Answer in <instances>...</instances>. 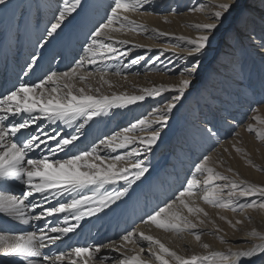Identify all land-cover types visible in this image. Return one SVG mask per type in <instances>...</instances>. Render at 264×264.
<instances>
[{"label": "snow or ice", "instance_id": "snow-or-ice-1", "mask_svg": "<svg viewBox=\"0 0 264 264\" xmlns=\"http://www.w3.org/2000/svg\"><path fill=\"white\" fill-rule=\"evenodd\" d=\"M146 0H111L108 14L102 21L94 24L85 33L81 42L79 59H74L73 65L67 71H50L36 80L20 83L13 89L0 93V213L14 216L22 223L31 221H43L44 227L36 231H26L14 236L0 235V253L10 257H20L27 264H91L105 247L115 248L120 252L121 247L115 242L108 244L89 245L86 247H72L70 251H58L56 255L44 254L43 249L54 246L57 242H63L69 233H75L80 227V221L86 216H93L102 212L110 204L115 203L121 197L128 195L129 187L136 180L148 172L149 168L143 159L139 157L143 152H151L152 147L160 138V128L167 124L172 110L181 100L185 92L193 84L201 64V55L209 48L214 33L221 27V23L227 14L236 12L240 22H246L248 10L239 3L221 2L211 5V17L214 22L196 23L191 25L201 34L196 38L187 36L175 37L183 42L186 48V57L192 59L190 66H181L174 69H165L175 72L183 78L177 85L160 84L151 88H144L139 95L127 93L104 95L100 88L89 94L84 87L77 88L76 81H88L92 73L82 74L81 69L85 64L95 65L106 60L119 59L131 54V48L121 51L117 45H130L128 40H118L112 33L122 30L151 31L157 36H167L169 33L160 32L157 29H149L147 25L138 24L131 20L124 12H135L143 7ZM9 0H0V11H5ZM264 4V0H261ZM82 8V0H63L62 7L46 27L44 35L37 42L38 48H44L53 40L63 38L68 25L65 23L70 17ZM205 5L201 4L191 11H201ZM67 39L71 41L69 33ZM264 47V41L261 44ZM141 48L143 45H132ZM150 50V49H149ZM168 49H160L159 55L145 57L136 55L130 60V64H139L142 60L145 64L155 67L160 57L164 56ZM172 56L184 58V53H172ZM40 58L39 54H33L27 64L25 75L33 70ZM102 84L110 81L101 75ZM52 85L51 87H46ZM165 92H175L169 100H162L159 105L150 112L130 123L120 131L99 140L88 150L78 147L80 129L94 117L107 113L114 106L126 107L144 101L147 97L162 96ZM149 116L153 117L149 119ZM83 119V124L75 127L73 132L66 130L64 126L72 127L77 121ZM255 119L260 120L257 116ZM264 123V120H260ZM249 130L254 131L252 125ZM149 134L139 137L130 135L134 132ZM19 134V135H18ZM260 139H264V130L257 133ZM123 155H101V148L114 153L117 149H128ZM237 151H241L237 149ZM135 160L129 167H118V162ZM211 157L205 155L199 163L195 164V171L191 178L186 180L182 190L174 199L164 202L163 207H157L147 214L142 223H151L165 231L183 233L191 232L197 241L201 239V230L193 223L188 215H185L179 207H174L179 202L182 209H186L189 215L208 213L203 208L195 205L192 198L200 187L199 175L206 174L203 181L204 189L202 199L216 207L231 208L233 211L245 208H264V185L250 183L246 180H235L217 172L210 166ZM251 164L252 162L249 161ZM232 171V169H229ZM131 172L132 179H129ZM126 181L128 186L121 185L119 191L107 193L97 199V190L107 184H117ZM216 181H226L223 185ZM19 182L23 185L20 195H11L10 183ZM227 189V196L223 195ZM91 193V194H86ZM257 196L259 200L248 201L246 198ZM39 197V199H37ZM31 198V199H30ZM244 203H240L241 200ZM52 201H55L53 204ZM27 202V203H26ZM28 209L35 214H29ZM36 210H39L38 212ZM251 219V217H249ZM203 223V220L200 221ZM231 223V221H229ZM250 235L257 237L259 243L246 250H233L227 252L211 253V264H241L244 259L261 257L264 264V233L255 229ZM145 241L148 244L147 255L153 257L158 264H208L209 256L192 254L184 256L167 247L160 239L152 235H146L143 231L134 228L121 237V245L127 247L133 238ZM223 240V237H220ZM127 242V243H126ZM203 248H209L203 244ZM145 249L139 253L128 255L122 252V258L114 261V264H151V261L142 258ZM103 264V262H102Z\"/></svg>", "mask_w": 264, "mask_h": 264}, {"label": "bare ground", "instance_id": "bare-ground-1", "mask_svg": "<svg viewBox=\"0 0 264 264\" xmlns=\"http://www.w3.org/2000/svg\"><path fill=\"white\" fill-rule=\"evenodd\" d=\"M188 1L189 0H146L143 7L138 11L124 12V15H127L131 20L136 21L138 24L147 25L150 30L157 29L160 32L169 33V35L157 36L151 31L143 32L139 30L128 29L122 30L118 33H112V35L115 36L118 40H128L131 42L130 45L127 46L119 44L117 45V48H119L121 51H124L127 48H131V54L125 55L119 59L106 60L103 63L99 62L101 58L98 57L97 64H85L81 69L82 74H88L92 73V71L98 70L99 73L104 76V79L110 81V85L102 84L100 75L99 77H90L88 81L84 82L77 80L75 82L76 87H84L85 90L89 92V94L96 95H99L100 93L104 95L121 93L139 95L141 94V90L146 87L151 88L160 84L169 85V83L171 82H174V84H179L181 79L188 78L187 76L181 75L170 76V74H168V72L170 73V71L165 70L167 66L168 68L170 66L169 69L179 68L185 65L190 66V61L192 60L191 58L186 57L187 46L184 45L183 42L175 39V37L183 35L190 38H196L201 33L191 25H194L196 23L214 22L211 17V6L209 4H205V8L201 11H191V9L197 8L202 4V2H205L206 0H198L199 2H201V4L196 6L195 0L192 5H188L189 9L187 10L186 14H175L177 11H180L179 7H182V5L185 6ZM91 2H89L88 4L84 3L82 0V8L79 9L78 12L73 15V17H70L65 22L68 27L65 29L63 38L53 40L44 48H38L37 42L39 41L40 37L44 35L46 27L53 20V17L58 13V9L62 7L63 0H9L7 9L5 11H0V79L10 80L11 88L13 89L14 86H18L20 83H31L32 81L36 80V77L43 76L50 71H56L58 73L66 71L67 68L73 65L74 59L79 58L78 53L81 50V42L84 41L85 33H87V31L94 24L102 21L103 18L108 14L111 0H93V3ZM173 2H175L174 4H176V6L174 7L171 6ZM221 2H232V0H214V2L211 1V3L215 4ZM249 2L250 3L246 6V9L254 17V21L252 22L253 24H246L245 22H240V20H238L234 25L236 28L234 30V34H238L240 36L242 35L244 37L242 41L243 43L240 45V48L245 47L247 38H250L251 41L259 47H262L261 44L262 41H264V7H262L264 6V4L261 3V0H249ZM158 6L163 7V9L161 10H164L166 7H171L173 13L171 15L165 14L161 16H154L149 12L142 11H150ZM90 7L94 9V13L91 12V9H89ZM182 9L183 7L181 8V10ZM207 9L210 10L207 11ZM196 13H199L198 17L195 16ZM233 13L235 16L236 12L234 11ZM257 16H260V18H257ZM261 16L263 17L261 18ZM164 17H166V19L168 17V19L172 21L171 24L175 27L177 26V28H170V25L168 27V23H163L162 19H164ZM234 19L235 18L233 17L230 22L233 23ZM182 23L190 25L189 27H191L192 30H189L190 28L188 27L185 30V27L182 26ZM244 30H247V32ZM69 33L72 36L71 41L67 39V35ZM234 34H224V37L227 39H232V41L235 40L234 42H237L239 37H237L238 35L235 36ZM221 36H223V33H221ZM230 42L227 43L228 47L231 46ZM136 44L143 45L145 47H132V45ZM160 49L170 50L164 56L160 57L159 63L162 67H160L159 65L155 66V68L157 66L162 69L165 68L163 72H158L156 74L146 72L147 74L141 76H119L118 74H116V72L128 73L132 70V68L140 69L139 64H133L134 66L132 67V64L125 62H127L129 59H134L136 55L143 56L145 57V59H147L148 57H154L155 55H159ZM231 51L232 50L230 48V50H226L225 53H220L221 58H223L222 60H224L228 64H225V62L224 64L222 63V65H218L215 63L216 66H219L216 69V72H218L216 73L217 76H222L224 78L220 79V86L218 89L216 88L217 91H221L222 95H226V92L223 89H225L226 87L229 88L228 85L232 81V84L234 83V86L241 87L240 90H243V88L245 90V86L243 85L244 82L240 83V81H244L242 79H248L252 82L254 81V83L264 81V47L260 49V52L262 54H259V51L251 48L249 50H245L243 54L241 52V54L237 56H229L226 54L233 52ZM173 52L184 53L185 57L178 59L176 56H172ZM33 54H39L40 58L33 70L25 75V72L27 71L26 66L30 62L31 56ZM205 57L206 52L204 53V58ZM204 58L201 59L200 67L198 68L196 75L192 78L193 84L191 85V87L196 85L197 81H201V84L202 82H205V84L208 83V80L204 77L203 73L204 71H206L205 69L209 68L211 63L203 61ZM55 59H60V63L58 65L53 64V61ZM46 87H48V85ZM96 88H100V93L95 92ZM148 108V103L146 101H141L137 104L128 105L126 107L114 106L107 113L102 114L98 117H94L93 120L89 121L87 124H84L83 128L80 129L78 147L83 150H88L92 145L98 144L100 139L111 135L115 131H120L122 128L127 127L126 125L129 123L135 122L137 118L143 116L146 113ZM242 109L244 110V108ZM262 110L263 109H261V111ZM174 113L175 109L172 110L170 117L173 116ZM146 114H148V111ZM151 118L153 117L149 116V119ZM230 122H232V120ZM79 124H83L82 118L78 120L77 124L73 125L72 127H64L67 131L73 132L75 127ZM201 126V128L197 127L193 129L194 131L192 133L195 137L204 136L207 138L208 135V141L210 144L209 147H212L213 143H216V146L219 145L215 151L220 150V154L215 153L213 155V153H211L208 156L211 157V160L209 162L210 166L213 167L220 165L221 163H223L221 159H224L226 153H230L232 151V145L233 142L236 141V139L229 142L225 141L224 143L217 142L218 140L214 136V132L212 131L213 133L209 134V129L207 128L208 126L206 127V125H203L202 123ZM167 132L169 133L170 131ZM185 133L190 132L184 130V133L180 132V134L175 136L172 141H164L165 143L160 141L159 138L157 143L152 147L151 152H143L139 158L145 161V164L149 168L148 172L145 173V175L139 180H136L130 185L128 195L123 196L115 203L110 204L109 207L105 208L102 212L96 213L93 216H86L82 221H80V227L75 233H69L68 236L64 238L63 242L61 243L62 246L66 244L65 242L68 243L67 245H69L70 248L86 247L89 245L97 244L108 245L115 242L117 246L121 247L120 252L116 251L115 248L105 247L101 250V253L98 254L99 258H97V260L94 259L93 261H91V264H102V262L103 264H114V261L117 258H122V252H127L128 255H135L136 253L140 252V247H148L147 242L139 240L137 237L133 238L132 243L126 242L127 247H123L121 245V239L118 238L119 234L123 232L125 233L127 231H132L134 228H136L139 231H143L146 235H152L155 238L160 239L162 243H164L167 247L177 251L178 254L184 256H190L192 254L209 256L208 264H211V253L213 252H227L229 248L237 250L236 246L232 245V243H230L226 247H222V244H219L216 239L214 242L217 245H209V248L195 246L194 244H190L189 247H187L186 244H189L190 241L187 238L186 232L177 234L175 232L165 231L163 229L157 228L151 223H142V219H146L148 213L152 212V210L157 208L158 206L162 207L164 205V202L170 201L171 199H173V197H175L176 193L179 190H182V186L185 185L183 183V179L191 178V176L185 177V174L183 173L184 169H182V167H184L186 164L183 166L179 164L174 174L168 175L167 172L170 171L168 163L173 158V149L180 155L179 157L182 163L183 160L184 162L189 161L188 156L186 154H183L184 151L182 152L180 147V151L178 150V145H180L179 141L181 142L183 140L181 139V136L182 134L186 135ZM147 134H149L148 131H137L134 133H130V135H135L137 137ZM238 134L242 135V138H244L245 140L248 137L247 133H245V130L243 129L239 130ZM230 143H232V145ZM192 146L194 147V145ZM131 147H139V145H131L128 149H117L114 153L110 152V150L103 149L102 147L100 154L105 156L123 155L125 151H130ZM187 150L189 149L187 148ZM187 150H185V152H187ZM200 150L201 153L204 151V149ZM200 150L196 149V151L194 152L195 156L191 159L190 162L194 163L196 161V156L198 154V151ZM134 163L135 160L121 161L118 162V167H129ZM197 163L198 161L195 162V164ZM189 166L192 165L187 164L186 168ZM194 166L195 165H193L192 168L195 170ZM128 175L129 179L131 180V172H129ZM167 175L168 177L172 176L171 181L172 178L176 177V179L170 183H166V181L163 183L160 182L163 177ZM200 176L202 175H199L197 177L198 180H200ZM121 185L128 186L126 181H119V183L117 184L104 185L102 188H99L97 190V199L99 198V196L105 195L107 193H114L116 191H119ZM203 186L204 184H200V187L196 190L195 197H186V199L193 200L194 203H197L199 196L203 195ZM9 187L11 188V192L9 194L19 196L24 186L19 182H15L10 183ZM162 196H165V199H163ZM37 199H39V197H37ZM52 203L54 204L55 201H52ZM174 207H179L185 215H188L187 210L182 209V206H179V202H177V205ZM259 209L260 211L258 215L252 216L253 221L249 222L253 225V227L255 224V228H249L247 225H245L240 230L241 233L245 231L244 234L246 235L249 233L248 230L252 229L264 233V208ZM36 211L38 212L39 210ZM28 213L35 214L31 209H28ZM243 222L247 223L245 221ZM44 226L45 225L43 221H31L28 224H24L14 216L0 213V235L14 236L26 231H36L38 228ZM13 231H17V234H14ZM216 235L219 239L220 237H226L225 235H222L220 233H217ZM241 236L242 235H240V237ZM183 237L185 239L182 240ZM243 240L245 241L243 243V246L250 243V241L247 239ZM251 240L259 243V239L257 237ZM252 246L253 245H250L245 249L239 250H246L251 248ZM147 249L148 248H145V250ZM143 254L144 253L141 254L143 259L151 261V264H158V262L155 261L153 257H146ZM260 258L261 257L257 256L253 257L252 259H244L241 261V264H258ZM0 264H27V261L20 257H10L0 253Z\"/></svg>", "mask_w": 264, "mask_h": 264}, {"label": "rangeland", "instance_id": "rangeland-1", "mask_svg": "<svg viewBox=\"0 0 264 264\" xmlns=\"http://www.w3.org/2000/svg\"><path fill=\"white\" fill-rule=\"evenodd\" d=\"M92 1V2H91ZM211 1L214 2V0H206L205 2H202L203 5L209 4L210 6L215 4L211 3ZM84 3L91 2L93 3V0H83ZM195 0H189L185 6L182 5V7H179L180 11L176 12L175 14L183 15L186 14L187 10L189 9L188 5H192ZM173 2L171 6H176ZM198 3V4H197ZM240 4L243 6H246L250 3L249 0H240ZM201 4L198 0L195 2V6ZM151 7V6H150ZM264 7V6H262ZM152 8V7H151ZM91 12L94 13V9L90 7ZM162 6L155 7L153 10L146 11L142 10L144 12H149L153 14L154 16H161V15H171L173 12L171 10V7H166L164 10ZM210 9H207L209 11ZM85 12V11H83ZM82 13V12H81ZM260 14V13H259ZM262 14V13H261ZM91 15V14H90ZM199 13H196L195 16L198 17ZM92 16V15H91ZM234 19V22L231 23L230 21ZM263 16H261L262 18ZM257 18H260V16H257ZM164 17L163 23H168V27L170 25L171 27L177 28L174 25H172V21L170 19H167ZM239 20V16L236 13L234 16V13L227 14L224 20L221 23V27L214 33V38L210 42V46L208 49L205 50L206 57L204 58V53L201 55L200 59L204 58L203 61L207 63H211L209 68L205 69L204 71V77L208 80V83L205 84V82L197 81L196 85L193 87L190 86V88L185 92L184 96L181 98L179 102H177L175 109V113L173 116L169 117L170 120H168L167 124L164 126V128L160 129V132L162 135H160V141L162 142H170L172 139L177 136L178 134L184 133V130L190 132L185 133L186 135L181 136V139H183L181 142L179 141L178 150L179 147L182 150L183 154H186L189 158L188 162H181L180 155L173 149L172 154L173 158L168 163V167L170 171L168 172V175L174 174L175 170H177V166L179 164L183 165H195V162L202 159L203 156L209 155L213 153L220 154V150L215 151L219 145L216 146V143H213L212 147H209V138L207 135V138L204 136L195 137L193 135V129L199 127L201 128V123L206 125V127L209 129V134L214 132V136L218 140L217 142L224 143L225 141H231L235 140V142L230 143L232 145V151L230 153H226L224 159H221L223 163L217 166H213L217 172L222 173L225 176L231 177L235 180H240L241 178L246 180L250 183H255L258 185H264V139H260L257 135L258 132L264 130V123H261L260 120H264V81L263 82H257L254 83V81H250L248 79H242L244 81H240V83L244 82L245 90H240V86H234V83H229L228 87L223 89L226 92V95H222L221 91H217L220 84V79H224L222 76H217L216 69L219 66L224 64L223 58H221L222 52L225 53L226 50H231L232 53H226L229 56L232 55H239L243 54L245 50L255 49L259 51V54H262L260 52V49L262 47H259L254 42L251 41L250 38L246 39V44L244 48H240V45L243 43V36L234 34L235 28V22ZM142 21V20H141ZM254 17L249 13L248 11V18L245 22L246 24H253ZM75 23V22H74ZM174 23V22H173ZM181 23V22H180ZM182 23V26L186 28H190L189 30H192L190 25H186ZM181 26V27H182ZM247 32V30H244ZM221 33H223V36H221ZM236 33V31H235ZM224 34H234L235 36L239 37L237 42L232 41V39H227L224 37ZM231 41V42H230ZM230 42V47L227 46V43ZM239 46V47H238ZM240 49V50H239ZM223 53V54H224ZM220 57V58H219ZM79 59V58H77ZM131 59H129L125 63H129ZM147 60V59H145ZM192 63V60L190 61V65ZM216 63V64H215ZM215 64V65H214ZM225 64H228L225 62ZM138 68H132L131 71L127 72H116L119 76H130V75H145L149 72L151 73H158L163 72L164 69L160 68L159 61L156 62V65H159L160 67H152L151 64H145L144 61H141V64L139 63ZM155 65V66H156ZM232 65V63H231ZM230 65V66H231ZM73 66V65H71ZM134 65L132 64V67ZM215 66V67H214ZM170 68V66H169ZM168 66L166 69H169ZM69 69V68H68ZM66 69V71L68 70ZM88 71V70H87ZM92 71L91 77H99L101 74L99 71ZM64 72V71H63ZM147 72V73H146ZM168 72V71H166ZM170 76L179 75L177 73L168 72ZM224 76V74H223ZM215 77V78H214ZM213 82V83H212ZM236 83V82H235ZM140 84V83H139ZM231 84V85H230ZM259 84V85H258ZM168 85V84H166ZM169 85H177L174 84V82L169 83ZM256 85V86H255ZM258 85V86H257ZM51 85H48L50 87ZM255 86V88H254ZM261 86V87H260ZM240 87V88H239ZM149 88V87H146ZM212 88V89H211ZM217 88V89H216ZM261 88V89H260ZM222 90V89H221ZM246 91V92H245ZM254 91V93H253ZM256 91V92H255ZM245 93V94H244ZM175 92H165L162 96L158 97H147L144 101L148 103L149 108L147 109L148 113L152 108L159 105L162 100H169L172 96L176 95ZM241 94V95H240ZM248 94V95H247ZM254 94V95H253ZM260 97V98H259ZM251 103V104H250ZM245 106V107H244ZM248 106V107H247ZM179 108V109H178ZM244 108V110L242 109ZM248 109V110H247ZM261 109H263L261 111ZM146 111V113H147ZM145 113V114H146ZM144 114V115H145ZM240 118H239V117ZM259 116L260 120L255 119V117ZM230 119V120H229ZM232 120V122H230ZM130 124V123H129ZM127 124L126 126H128ZM249 125H252L255 129L254 131L249 130ZM169 127V128H168ZM213 127V128H212ZM166 128V129H165ZM165 129V130H164ZM170 129V130H169ZM172 129V130H171ZM245 130V133H247L248 137L245 140L242 138V135L238 134L239 130ZM164 130V131H163ZM215 130V131H214ZM220 130V131H219ZM167 131H170L169 133ZM213 131V132H212ZM226 132V133H224ZM219 133V134H218ZM183 137V138H182ZM195 139V140H194ZM199 141H198V140ZM207 139V140H206ZM198 141V142H197ZM164 142V143H165ZM184 142V143H183ZM188 143V144H187ZM192 143V144H191ZM201 143V144H200ZM219 143V144H220ZM163 144V143H162ZM161 144V146H162ZM187 144V145H186ZM194 145V147L192 146ZM182 146V148H181ZM186 146V147H185ZM190 147V148H189ZM196 147V148H195ZM202 147V148H201ZM187 148L189 150H187ZM194 148V149H193ZM196 149H204V151L201 153V150L198 151V154L196 156V161L194 163L190 162L192 158L195 156ZM237 149H240L241 151H237ZM187 150V152H185ZM180 151V150H179ZM234 152V153H233ZM190 155H189V154ZM197 153V152H196ZM178 155V156H177ZM191 156V158H190ZM180 160H179V159ZM178 159V160H177ZM249 161L252 163L250 164ZM181 162V163H180ZM173 164V165H172ZM175 164V165H174ZM171 165V166H170ZM186 165L182 167L186 171L183 170V173L185 174V177L191 176V173H193L195 170L192 168V166H189L186 168ZM175 166V167H173ZM229 169H232V171H229ZM164 176L163 179L160 182L170 183L176 179L171 177ZM189 178L183 179V183H186V180ZM206 179V174L200 176L201 184H203V181ZM216 183H219L223 185L226 183V181H216ZM204 187V186H203ZM181 190H179L175 196L178 195V193ZM228 190L225 189L223 192V195L227 196ZM163 199H165V196H162ZM175 197H173L174 199ZM248 201L252 200H259V197L252 196L246 198ZM240 203H244V200L242 199ZM195 205H198L199 207L203 208L205 212L208 213L207 216H204L203 213H200L199 215L191 214L188 216L190 220L193 223H196L198 225V228L201 230V239L200 241H197L195 239V236L189 232L185 231L187 234V238L190 241L189 244H186L187 247H189L190 244H194L195 246L201 247L203 244L208 245H217L214 241L215 239L219 242V244H222V247L228 246L230 243L232 245H235L237 250L239 249H245L249 247L250 245L255 244L256 242L252 241L251 239H254L256 237H253L250 235V232L253 230H248V234L241 233V229L243 226L247 225L249 228H255L250 221H253L252 216H257L260 209L258 207L255 208H245L244 210L237 209L236 211H233L231 208H221L213 206L212 204H209L205 202L202 199V196H199L198 202L195 203ZM163 207V206H162ZM251 217V219H249ZM203 220V223H200V221ZM231 221V223H229ZM243 221L247 222L244 223ZM217 233H220L222 235H225L226 237L221 240L217 237ZM178 234V233H177ZM240 235H242L240 237ZM239 236V237H237ZM245 236V237H244ZM121 239V237H120ZM185 239L184 237L182 240ZM243 239H247L250 241L249 244L243 246V243L245 242ZM107 245V244H106ZM148 248L147 246H142L140 249ZM144 256L148 257L147 250H145ZM118 259V258H117ZM116 259V260H117ZM97 260V258H96ZM258 264H262V258H260Z\"/></svg>", "mask_w": 264, "mask_h": 264}]
</instances>
